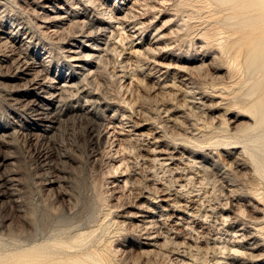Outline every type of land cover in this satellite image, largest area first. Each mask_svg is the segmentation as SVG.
<instances>
[{
	"label": "rangeland",
	"instance_id": "rangeland-1",
	"mask_svg": "<svg viewBox=\"0 0 264 264\" xmlns=\"http://www.w3.org/2000/svg\"><path fill=\"white\" fill-rule=\"evenodd\" d=\"M0 29L48 86L0 62V264L26 239L30 264H264V0H0Z\"/></svg>",
	"mask_w": 264,
	"mask_h": 264
},
{
	"label": "bare ground",
	"instance_id": "bare-ground-1",
	"mask_svg": "<svg viewBox=\"0 0 264 264\" xmlns=\"http://www.w3.org/2000/svg\"><path fill=\"white\" fill-rule=\"evenodd\" d=\"M4 35H6V31L4 29H0V41L5 39ZM12 59L13 58H11L8 55L0 56V62L1 63H11V64H13L14 66L17 67L16 68L17 69L16 70V75H17L16 77L21 76V75L25 76V77H28L29 78L28 81L30 82V90H31V92H33V94L37 95L39 98L42 97V94L48 88V86L46 84V81H44V79H42V78H39L40 77L39 75H41V73H42V66L43 65L42 66L38 65L35 62H32V63L22 62L21 58H18L16 60L11 61ZM72 61H74V62L76 61V62L80 63L79 62L80 61L79 58H73ZM74 67L78 68V69H82L83 68L81 63L80 64H76ZM36 73L38 75L34 77V75ZM31 77H33V78L30 79ZM64 87H66V86L63 85L61 87L53 88L56 93L54 95H52L51 97H45L46 102H48L49 105H53L55 103H59L61 101V94L63 92V88ZM43 99H44V97H43ZM36 124H37L36 126L37 127L39 126L40 128H42L43 131H49V130H51V129L53 130L55 128L56 122L52 118H46V117L39 116V117H37V123ZM92 135H93L94 138L97 136L95 133H92ZM43 157L45 158V160L46 159L48 160V158H49V156L46 155V154H44ZM0 166H1V163H0ZM14 181L16 182V180H14ZM9 189L15 190V189H17V185H13V186L10 185ZM24 243H25V246L27 247L25 249L28 252H26L25 254L23 253V256H22L23 263L24 264L25 263L30 264V263H33V262L35 263V262L41 261L42 260V255L40 253H37V250H36L35 253L32 252L34 249H37V246L35 245V243H37L36 240L33 242L30 239H26ZM38 247H40V246L38 245ZM66 252L67 251H64V253H62V254L63 255H69V252L68 253H66ZM83 257L79 258L80 262H83V260H82Z\"/></svg>",
	"mask_w": 264,
	"mask_h": 264
}]
</instances>
